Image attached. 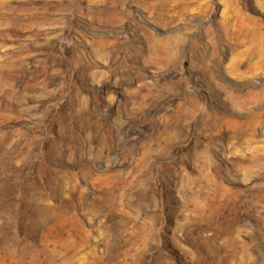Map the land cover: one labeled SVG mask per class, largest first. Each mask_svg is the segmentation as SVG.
<instances>
[{"label":"rangeland","instance_id":"1","mask_svg":"<svg viewBox=\"0 0 264 264\" xmlns=\"http://www.w3.org/2000/svg\"><path fill=\"white\" fill-rule=\"evenodd\" d=\"M0 264H264V0H0Z\"/></svg>","mask_w":264,"mask_h":264}]
</instances>
